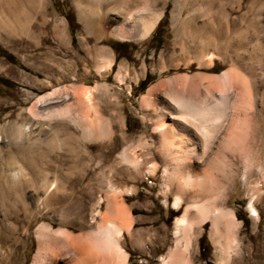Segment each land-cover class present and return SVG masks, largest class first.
<instances>
[{
  "label": "bare ground",
  "instance_id": "6f19581e",
  "mask_svg": "<svg viewBox=\"0 0 264 264\" xmlns=\"http://www.w3.org/2000/svg\"><path fill=\"white\" fill-rule=\"evenodd\" d=\"M34 1L28 0V6L33 8ZM76 1L87 25L98 17L101 32L112 25L114 34L122 40L147 39L164 13L149 0ZM262 9L257 11L259 20ZM241 15L238 21L226 15L180 19L172 11L174 26L180 24L183 31L176 34L167 49L171 50L170 57L158 64V70H175L143 93L140 108L149 131L136 142H123L115 159L113 152L125 140L127 125L118 111H110L108 116L102 111V99L117 107L121 102L107 81L93 86H60L36 98L29 107L35 119H70L79 128L81 140L72 139L69 153L54 156L49 164L54 163V179L45 172L33 182L24 177L25 170L13 157L3 162L0 231L3 221L8 220L19 225L15 231L18 236L24 225L37 218L21 199L27 191H32L36 203L44 209L53 203L62 204L66 219L79 213L85 196H93L96 189L100 196L91 204V213L98 216L95 229L74 234L66 228L53 230L48 224H39L35 230L38 249L31 264H131L127 237L140 253L160 251L161 264H194L197 236L208 223L219 264L264 260L259 210V204L264 210V78L260 75L264 64L258 67L254 63L260 44L253 43L254 51L248 52L247 45L252 42L247 27L251 25L247 26L245 13ZM56 30L61 34L62 25ZM94 49L102 55L96 70L106 78L115 63L113 53L103 47ZM225 55L231 64L214 73L215 59ZM146 69L144 63L142 75ZM130 75L129 68L120 62L114 79L118 85L126 84L128 92ZM133 77L138 79L134 72ZM33 135L31 126H19L9 144L19 138L30 142ZM96 140L107 143L92 154L88 141ZM92 161H96L95 166ZM64 164L70 171L69 192L58 195L56 177L63 175ZM159 172L158 199L168 204L173 197L174 207L166 205V213L185 205L174 220L170 238L165 227L167 218L161 222L151 216L157 208L153 194L144 196L147 209L141 208L144 216L137 219V208L128 203L127 193L136 190L134 186L123 187ZM243 192L249 196L248 210L253 220L246 238L240 236L245 229L243 221L231 206L233 197ZM96 204L98 209L94 208ZM137 225L143 227L135 229Z\"/></svg>",
  "mask_w": 264,
  "mask_h": 264
},
{
  "label": "rangeland",
  "instance_id": "374dc122",
  "mask_svg": "<svg viewBox=\"0 0 264 264\" xmlns=\"http://www.w3.org/2000/svg\"><path fill=\"white\" fill-rule=\"evenodd\" d=\"M149 2L154 8L164 10L162 20L155 30L144 40H122L114 34L112 25L107 26V29L101 32L98 28V17L94 18L91 25H87L79 14L76 0H43L42 2L35 0L33 8L28 6V0H0V46L12 53L16 59V62H13L0 56V77L14 83L6 85L0 82L1 183L3 182L2 177H4L3 162L12 157L14 161L16 160V164L21 165L25 170L24 177L31 178V181L36 182L37 177H44L45 172H49L48 177L54 179V163L49 164L53 162L56 154L69 153L72 139H79V128L70 119H35L30 114L29 107L36 98L53 88L60 86L69 88L78 84L93 86L107 81L113 90H116L121 100L120 106L107 103L105 99L101 101V108L105 115H110V111H118L127 125L126 138L124 141L119 140L112 159L116 158L123 142H136L143 134L148 133L149 127L140 108V98L151 84L161 77L169 76L175 70L171 68L164 73H160L158 70V64L170 57L171 50L167 51V49L176 38V34H181L183 31L180 24H176L175 27L172 22L173 10L180 19L189 17L218 18L226 15L238 21L242 18L241 13H245L247 26L251 25V27H247V36L252 42L247 45L248 52L254 51L253 43L260 44V47L255 50L254 63L257 66L264 64V0H149ZM261 7L263 8L262 17L259 20L257 11ZM59 24L63 28L61 34L56 30ZM71 28L74 30V39ZM96 46L108 49L113 53L115 59L106 78L96 70V62L102 56L101 52L94 51ZM120 62H123L131 72L128 80V83L131 84L130 92H128L126 84L118 85L115 82L114 73ZM144 63L147 69L145 75H142ZM230 64L231 61L226 55L223 58H216L214 73H220ZM191 70L182 69V71ZM133 72L137 75V80L134 79ZM260 75L264 78V71ZM143 85H146L144 90L141 89ZM117 118L116 116L115 119L117 120ZM22 125L31 126L34 134L33 139L29 142L26 138H19L16 143L9 144L11 136ZM115 128L119 129L116 122ZM88 142L91 143L88 150L92 154L99 152L98 146L107 143L106 140ZM95 164L96 161H92V166ZM67 167L66 164L62 165L63 175L56 177V194L58 195L69 192L70 171ZM159 174L160 172L156 176L146 174L139 183L134 185L130 181L123 187L134 186L136 190L133 193L131 191L127 193L130 195L128 203L137 208V211L134 212L137 219L144 216L139 210L147 209V206L144 205V196L149 192L153 194L157 208L151 216L160 218L161 222L167 218L165 227L170 238L174 220L177 215L183 212L185 205H181L175 212L166 213V205L169 208L174 207L173 197L168 204L162 199H158L160 193ZM0 188H3V185ZM99 196L98 189L93 196H85L79 213L69 215V219H66L65 214L61 211L62 204L53 203L49 208L44 209L41 207L42 205L36 203L32 191H27L21 199L37 218L29 225H24L18 236L15 231L19 225L8 220L3 221L0 231V237L3 240L0 241V264H31L38 249L35 230L41 223L50 225L53 230L66 228L74 234H83L87 230L95 229L98 216L96 212L91 213V204L99 200ZM234 198H239L241 201ZM248 198L246 192L238 194L233 197L231 205L239 219L243 221L245 229L241 231V238H246L253 227V220L248 210ZM97 205H95V209L99 208ZM19 209L21 208L19 207ZM259 210L264 238L262 204H259ZM2 211L0 206V219L3 218ZM141 227L143 226L137 225L135 229ZM126 242L131 252V264H161L160 251L154 253L149 249L148 252L140 253L131 244L128 237ZM194 259V264L220 263L217 249L212 241L210 223L197 236ZM241 264H247V261H243ZM251 264H264V260Z\"/></svg>",
  "mask_w": 264,
  "mask_h": 264
},
{
  "label": "trees",
  "instance_id": "16d2710c",
  "mask_svg": "<svg viewBox=\"0 0 264 264\" xmlns=\"http://www.w3.org/2000/svg\"><path fill=\"white\" fill-rule=\"evenodd\" d=\"M68 19L70 20V18L68 17ZM71 32H72V36L73 39L75 38L74 36V30L71 28ZM0 56H4L6 57L8 60L16 62V59L14 57V55L12 53H10L9 51H7L6 49H4L3 47L0 46ZM0 82L6 85H13V81H10L9 79H6L4 77H0ZM146 88V85L142 86V90H144Z\"/></svg>",
  "mask_w": 264,
  "mask_h": 264
}]
</instances>
